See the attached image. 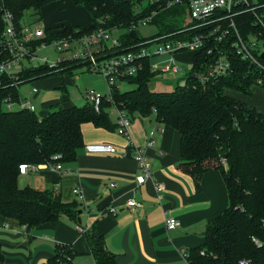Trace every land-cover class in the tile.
Returning a JSON list of instances; mask_svg holds the SVG:
<instances>
[{
	"label": "trees",
	"instance_id": "trees-1",
	"mask_svg": "<svg viewBox=\"0 0 264 264\" xmlns=\"http://www.w3.org/2000/svg\"><path fill=\"white\" fill-rule=\"evenodd\" d=\"M51 1L0 0V15L4 9L11 11L18 26L22 27L26 11H38ZM71 1L84 6L91 13L94 25L83 28L69 24L59 29H49L60 31L51 38L79 31L90 32L99 27L124 29L126 33L116 47L121 49L120 52L144 45L142 43L145 41L138 38L133 27L150 17L156 9L143 8L140 0ZM260 1L264 4V0ZM182 5L187 4L184 2ZM174 8L158 10L152 23L162 13ZM259 12L262 14L260 10H252L235 17L237 29L243 38L249 39L250 35L261 31L256 18V14L260 16ZM195 25L193 23L187 28L168 26L158 37L183 39L194 36L202 32L192 29ZM133 31L135 36L131 35ZM3 32L4 23L0 17V39ZM186 52L191 53L193 67L185 86H179L173 92H153L150 83L156 77V72L147 59L144 69L136 76L121 80L135 88L122 92L115 86L112 100L105 96L100 113L89 102L84 107L56 109L44 118H39L27 108L16 111L4 108L6 100L13 103L22 100L19 92L21 85L53 75L73 74L75 69L83 67L82 64H64L57 71L29 67L16 77L1 75L0 216L17 220L26 231L67 217L84 230L82 234L89 254L96 264H118L116 256L107 250L105 239L97 234L95 227L88 228L82 220L79 221L85 212L84 203H63L56 201L49 190L31 186L21 188L19 166L74 162L78 150L84 146V124L92 123L95 127L117 131V122L111 119L108 112L111 108L125 112L132 119L155 114L159 123L179 132V168L193 178L196 188H201L205 173L217 170L228 192L227 209L207 226L204 244L186 252L188 263L240 264L241 260H246L248 264H264V114L245 101L259 87L258 80H264V75L229 51L231 72L202 83L199 77L212 71L215 56L209 55L206 49ZM7 58L6 50L0 47V63ZM259 60L264 64V56L260 55ZM132 151L134 148L128 147V157H132ZM255 239L259 244L255 243ZM77 255L71 245L58 244L54 257L47 264H75ZM3 260L0 247V262Z\"/></svg>",
	"mask_w": 264,
	"mask_h": 264
},
{
	"label": "crops",
	"instance_id": "crops-1",
	"mask_svg": "<svg viewBox=\"0 0 264 264\" xmlns=\"http://www.w3.org/2000/svg\"><path fill=\"white\" fill-rule=\"evenodd\" d=\"M93 25L92 17L83 28ZM188 54L176 59H192ZM170 58L161 56L158 63H166ZM250 98L245 99L249 105ZM133 120L129 129L132 147L145 153L151 168V178L143 185L137 184L138 165L132 157L86 150L87 145L100 143L115 145L120 151L128 147V139L116 129L95 127L92 123L83 125L84 146L74 162L62 164L63 172L41 167L35 173L21 175L20 181L25 186L51 191L56 201L84 203L82 222L88 228L95 227L118 264H189L184 252L204 244L207 226L229 205L225 182L219 171H208L198 190L193 178L179 168V132L159 123L155 114L147 118L136 116ZM151 131H155L152 145ZM76 188L83 200L74 193ZM133 199L142 207H129L128 201ZM168 218H176L180 225L167 229ZM58 244L75 249V264H96L83 234L67 217L26 231L17 220L0 216V247L4 254L0 264H47Z\"/></svg>",
	"mask_w": 264,
	"mask_h": 264
},
{
	"label": "built area",
	"instance_id": "built-area-1",
	"mask_svg": "<svg viewBox=\"0 0 264 264\" xmlns=\"http://www.w3.org/2000/svg\"><path fill=\"white\" fill-rule=\"evenodd\" d=\"M143 8L154 7V13L140 22L139 25H147L152 23L153 17L158 10H168L176 6L187 4L190 14L196 23L192 29H200L201 33L194 36L172 39L158 37L145 41L144 45H137L136 49H118L120 40L113 37V31L104 27H99L94 31L81 33H70L62 37L51 38L60 31L49 30L38 18L32 22L22 20V27L18 26L14 14L4 9L0 17L4 23V32L0 39V47L6 50L8 58L0 63V76L9 75V70L14 66L23 65L27 62L28 67L38 68L45 67L51 70H61L64 64L79 63L82 68L89 71H95L102 74L110 88L108 100H112V89L117 86L122 79L136 76L145 67V60L153 56L170 55L171 58L162 68L160 72L179 73L181 68L175 64V55L186 51H202L207 50L209 55L215 56L214 67L211 72L201 75L200 81L206 82L215 76H226L232 68L228 59V52L232 51L243 61L250 63L255 69L264 75V64L259 60V56H264V4L260 0H140ZM260 10L262 14L257 18V26L261 31L257 34L250 35L249 39L243 38L237 29L235 17L247 11ZM138 25V26H139ZM138 26H134L133 30ZM140 46V47H139ZM53 48L60 53L57 58L51 60L48 56H41L44 50ZM153 71H157L158 65L151 63ZM159 71V70H158ZM16 77V76H15ZM259 87H264V80L259 79ZM38 89L34 88L33 93H37ZM87 100L93 106L97 113L101 112L102 104L105 99L100 93L94 90L87 92ZM10 100H6L5 104H12ZM21 108L35 112L34 104L28 99L21 100ZM12 109V108H10ZM117 111V131L118 134L128 139V147H132L133 141L130 137L131 120L123 111ZM150 145L154 143L152 137L155 131L150 133ZM128 147L118 150L115 145L109 143L90 144L86 146V150L93 154H110L128 157ZM132 157L137 162L138 174L137 184L143 185L151 178V168L147 162L145 153L134 147ZM58 158V157H57ZM45 168L53 172H63V165L43 164L31 165L21 164L19 171L21 175L29 172L35 173L39 168ZM157 190H162V185L157 186ZM74 193L84 199L79 188ZM129 207H142V204L136 200L128 201ZM113 214L116 211L111 210ZM180 225L176 218H168L166 221L167 229L174 230ZM81 233L83 229L78 228ZM256 244L259 242L255 239ZM186 257V252H184ZM240 264H248L246 260H241Z\"/></svg>",
	"mask_w": 264,
	"mask_h": 264
},
{
	"label": "rangeland",
	"instance_id": "rangeland-1",
	"mask_svg": "<svg viewBox=\"0 0 264 264\" xmlns=\"http://www.w3.org/2000/svg\"><path fill=\"white\" fill-rule=\"evenodd\" d=\"M38 18L41 19L42 24L47 29H59L61 26L69 24L87 27L92 21L91 13L84 6L75 5L71 0H52L38 11L31 9L25 12V22H32ZM193 23L194 20L190 14L188 5H179L168 12L162 13L155 23L139 25L136 31L140 40L147 41L158 38L160 33H164L165 27L187 28ZM124 33H126L124 29H115L113 37L120 39ZM59 54L53 48L40 53L41 56H48L51 60L57 58ZM184 54H187V52L174 56L175 64L181 68L179 73L172 71L160 72L168 63H158L160 57H171L170 55L153 56L150 58L152 64L158 65L156 77L150 83V89L153 92H173L177 87L186 85L187 79L192 72L193 64L187 55L188 58L185 57L183 60L176 59L177 56ZM188 55H191V53ZM186 59L188 60L185 61ZM23 65L28 67L27 62H24ZM23 65L18 64L14 66L9 70V74L15 76L21 73L24 69ZM117 86L122 92L135 88L134 85L127 82H119ZM62 87L64 88L62 89ZM34 88L38 89L37 93H33ZM90 90H94L103 96H109L110 94V88L105 77L95 71H89L87 68H77L73 71V74L53 75L25 83L19 87L21 99H28L34 104L36 108L35 113L39 118H44L50 112L59 108L84 107L88 104L86 94ZM249 103L264 112V88H255ZM10 105L5 104V110H10V108L13 111L21 109L19 102ZM108 112L111 119L116 120L117 111L111 108ZM133 119L130 118L131 124L134 122ZM20 187H25L21 181Z\"/></svg>",
	"mask_w": 264,
	"mask_h": 264
},
{
	"label": "water",
	"instance_id": "water-1",
	"mask_svg": "<svg viewBox=\"0 0 264 264\" xmlns=\"http://www.w3.org/2000/svg\"><path fill=\"white\" fill-rule=\"evenodd\" d=\"M131 35H132V36H135L136 33L133 31V32L131 33ZM80 214H81V212H80ZM79 221L81 222V219H80Z\"/></svg>",
	"mask_w": 264,
	"mask_h": 264
}]
</instances>
